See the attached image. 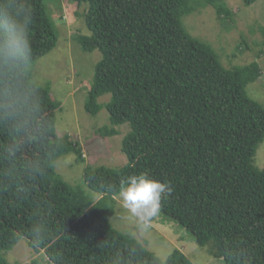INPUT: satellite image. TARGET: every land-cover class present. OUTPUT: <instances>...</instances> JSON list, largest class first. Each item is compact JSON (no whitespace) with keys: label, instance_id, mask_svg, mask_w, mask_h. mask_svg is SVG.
<instances>
[{"label":"trees","instance_id":"1","mask_svg":"<svg viewBox=\"0 0 264 264\" xmlns=\"http://www.w3.org/2000/svg\"><path fill=\"white\" fill-rule=\"evenodd\" d=\"M69 1L88 6L84 19L89 35L76 36V43L85 54L101 55L84 110L96 117L105 108L109 127L98 131L102 138L117 136L116 127L129 126L121 145L127 163L115 169L85 168L83 182L100 196L95 204L81 187L60 178L56 162L68 154L83 161L82 149L69 136L58 137V106L49 89L32 81L28 68L24 80L40 96L51 126L48 174L38 193L52 205V236L31 247V205L17 206L16 197L4 191L0 264H9L5 253L22 239L49 264H192L178 250L161 261L112 227L121 180L140 173L172 186V194L161 200L160 213L200 247L212 243L213 257L225 264H264V168L258 171L253 165L264 142V108L245 92L260 82L261 68L257 62L224 68L211 46L192 38L182 23L195 12V4L233 21L226 0ZM257 1L243 0L246 6ZM4 2L27 21L30 67L58 43L46 0ZM104 96L110 100L100 104ZM6 140L4 130L0 143ZM236 251L243 255L235 257Z\"/></svg>","mask_w":264,"mask_h":264},{"label":"rangeland","instance_id":"2","mask_svg":"<svg viewBox=\"0 0 264 264\" xmlns=\"http://www.w3.org/2000/svg\"><path fill=\"white\" fill-rule=\"evenodd\" d=\"M225 4L233 12V21L219 18L210 6L195 4V12L183 18V27L192 38L210 45L226 69L257 62L262 72L261 83L248 85L245 92L249 99L264 108V54L260 53L264 51V0L251 6H246L243 0H226ZM45 6L55 25L58 43L51 53L29 67L30 74L33 82L50 90L52 100L58 106V137L67 135L82 149L83 161L74 154L65 155L56 162L55 172L70 186L85 190L95 204L100 196L83 182L84 170L88 166L109 169L124 166L127 158L121 152V145L130 129L127 125L116 127L117 136L102 138L98 131L109 127L105 108L96 117L84 110L95 64L101 60L99 52L85 54L75 41L78 35H89L84 19L88 6H78L69 0H46ZM258 55H261L259 60ZM109 100L110 96H104L99 103L106 104ZM253 165L258 171L264 168V142L257 148ZM110 223L115 230L138 241L161 261L178 250L192 264H225L222 259L212 256V243L200 247L188 232L160 211L142 223L130 218L120 196L115 198ZM4 258L9 264H49L43 255L33 253L23 239L5 253Z\"/></svg>","mask_w":264,"mask_h":264},{"label":"clouds","instance_id":"3","mask_svg":"<svg viewBox=\"0 0 264 264\" xmlns=\"http://www.w3.org/2000/svg\"><path fill=\"white\" fill-rule=\"evenodd\" d=\"M29 52L27 21L11 3L0 0V132L7 130L6 142L0 143V195L7 191L16 197L17 206L23 202L31 205L28 235L31 247L36 248L52 236V205L38 193L48 174L51 126L40 96L24 80ZM120 184L123 207L130 218L141 223L156 216L161 200L173 192L169 183L145 173L128 175ZM233 255L239 258L243 253Z\"/></svg>","mask_w":264,"mask_h":264}]
</instances>
